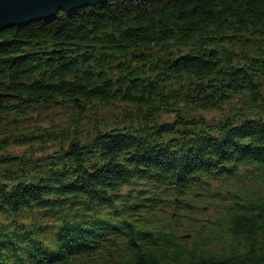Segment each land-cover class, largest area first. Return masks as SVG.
<instances>
[{
  "label": "trees",
  "instance_id": "trees-1",
  "mask_svg": "<svg viewBox=\"0 0 264 264\" xmlns=\"http://www.w3.org/2000/svg\"><path fill=\"white\" fill-rule=\"evenodd\" d=\"M0 264H264V0L1 29Z\"/></svg>",
  "mask_w": 264,
  "mask_h": 264
},
{
  "label": "water",
  "instance_id": "water-1",
  "mask_svg": "<svg viewBox=\"0 0 264 264\" xmlns=\"http://www.w3.org/2000/svg\"><path fill=\"white\" fill-rule=\"evenodd\" d=\"M106 0H0V30L49 18L61 9H73Z\"/></svg>",
  "mask_w": 264,
  "mask_h": 264
},
{
  "label": "rangeland",
  "instance_id": "rangeland-1",
  "mask_svg": "<svg viewBox=\"0 0 264 264\" xmlns=\"http://www.w3.org/2000/svg\"><path fill=\"white\" fill-rule=\"evenodd\" d=\"M206 116L208 118H213V117H220V112L216 110L208 111L205 112ZM64 111L60 107H55L51 110H44L42 114L36 116L33 118V121L38 120L39 124L42 126H50L52 122H56L60 120L61 118H64ZM164 119L172 120L173 116L172 115H163ZM27 149L26 145H11L8 148V151L13 154V155H20L23 154L24 151Z\"/></svg>",
  "mask_w": 264,
  "mask_h": 264
}]
</instances>
